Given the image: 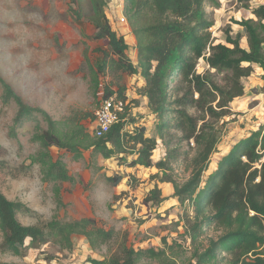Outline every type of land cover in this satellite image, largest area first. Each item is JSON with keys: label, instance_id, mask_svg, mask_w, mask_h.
<instances>
[{"label": "trees", "instance_id": "trees-1", "mask_svg": "<svg viewBox=\"0 0 264 264\" xmlns=\"http://www.w3.org/2000/svg\"><path fill=\"white\" fill-rule=\"evenodd\" d=\"M89 1L90 22L96 31L94 38L106 40L108 46V50L101 51L102 65L96 71L90 67L95 87L98 73L106 69L139 76L144 86L138 93L147 99L149 110L159 119L157 136L165 145L167 156L153 163L156 139L147 137L144 128L126 131L129 107L124 87L116 92L118 98L126 102L119 121L103 137L94 138L81 124V119L55 122L42 110L28 107L0 78L3 103L13 101L17 106L15 125L30 119L34 113L41 114L47 123V129L36 128L31 139L40 146V152L31 163L41 167L42 181L73 182L62 161L52 160L50 148L64 150L74 161H79L83 152L92 150L93 155L114 158L119 165L125 161L122 155H135L128 167L154 168L158 173L151 179L159 184H170L173 198L181 205L188 202L192 207L193 217L185 221L191 244L196 245L205 234L204 229L211 232L206 247L196 249L193 260L184 264H264V126L234 144L201 188L203 175L221 138L218 124L233 116L230 105L243 97L244 83L255 68L262 71L264 80V4L251 8V0H245L247 4L243 8L250 11L253 18L236 21L242 33L232 37L228 30L224 44H216L208 32L214 21L205 5L214 7L220 0H125V17L136 41L138 64L134 66L126 55L128 46L124 37L118 35L106 19L103 0ZM243 37L246 48L240 45ZM200 59L209 69L203 75L196 73ZM175 80L178 82L172 87ZM113 94L105 89L103 99ZM86 118L88 115L83 117ZM173 125L179 134L174 145V137L169 133ZM183 143L193 144L194 153L190 159L186 158L185 170L189 171V176L179 183L172 177L171 163L182 156L176 147ZM3 168L4 163L0 162V171ZM108 180L116 186L121 178ZM54 194L57 205L61 206L58 188ZM164 201L157 185L144 200L145 204L152 205ZM24 211L27 209L22 203L10 201L0 193V249L3 253L22 256L28 248L40 249L50 241L61 250H70L73 236L84 237L90 248L96 249L108 244L114 236L113 230L98 228L92 219L76 222L52 219L25 226L17 218V214ZM26 240H29L28 245ZM166 248L172 249L171 246ZM144 259L175 264L166 258L165 250L135 251L126 246L107 260L92 261V264H142Z\"/></svg>", "mask_w": 264, "mask_h": 264}, {"label": "rangeland", "instance_id": "rangeland-1", "mask_svg": "<svg viewBox=\"0 0 264 264\" xmlns=\"http://www.w3.org/2000/svg\"><path fill=\"white\" fill-rule=\"evenodd\" d=\"M263 2L251 0L249 6L254 8ZM103 3L106 19L111 28L124 37L128 46L126 55L137 66L136 41L125 17V0H103ZM246 4L245 0H220L214 7L205 5L214 21L208 32L216 44H224L228 30L232 37L236 35L240 29L236 21L249 19V11L243 8ZM91 15L89 0L78 3L75 0H0V78L28 107L42 110L55 122L81 119L90 135L93 113L103 99L104 90L116 93L124 87L129 107L126 131L144 128L145 135L157 141L152 161L164 160L166 147L158 139L156 129L159 119L149 110L147 99L138 93L143 80L139 76L106 69L98 73L95 87L90 67L96 71L102 65L101 51L108 50V46L106 40L94 38L96 31L90 22ZM240 45L246 48V41L241 39ZM208 70L200 59L196 73L203 75ZM177 82L175 80L171 86ZM2 91L0 85V162L4 163L0 171V193L27 209L17 214L19 222L31 226L52 219L60 222L92 219L98 228L113 230L114 236L108 244L96 249L90 248L82 236L72 237L70 250H61L51 241L40 249L28 248L22 256H11L0 249V264H92V261L107 260L125 246L135 251L165 250L169 261L184 264L193 260L196 249L206 247L211 232L204 229L205 234L196 245L191 244L185 221L193 217V209L188 202L181 205L171 197L170 185L162 186L164 202L156 206L145 204L155 182L151 177L156 172L128 168L127 164L136 158L135 155H122L125 161L119 165L116 160L114 163L104 160L100 154L93 155L92 150L83 152V157L74 161L64 150L50 148L52 160L62 161L73 182H43L41 167L31 163L40 152V146L31 139L36 128L46 130L47 123L41 114L34 113L30 119L15 125L17 106L13 101L4 104ZM245 101L230 107L245 110L242 107ZM240 111L233 112L232 117L218 124L221 138L203 175L201 188L208 176L216 171L221 157L250 130L249 125L260 122L261 116L252 118L246 112L247 117H244ZM86 115L88 118L83 119ZM169 133L174 137V145L179 136L174 125ZM176 149L182 156L176 163H171L172 177L183 183L189 176V171L185 170L186 158L192 157L194 145L183 143ZM115 177L121 178L116 186L108 180ZM55 188L59 189L61 206L56 203ZM1 242L0 234V245ZM28 243L26 240V245ZM166 246L172 249L167 250ZM141 263L162 264L161 259H144Z\"/></svg>", "mask_w": 264, "mask_h": 264}, {"label": "crops", "instance_id": "crops-1", "mask_svg": "<svg viewBox=\"0 0 264 264\" xmlns=\"http://www.w3.org/2000/svg\"><path fill=\"white\" fill-rule=\"evenodd\" d=\"M262 4H264V2L261 3L260 5H262ZM249 14H250L249 19L253 18V16L251 15V12L250 11H249ZM237 33H242V29L240 28L237 31ZM242 39L245 40L244 37ZM261 76H262V71L259 68H255L254 73L245 82L246 85L244 87V95H243V97H241L239 99L240 101H235V102H232L231 103V105H234V104L239 105L242 100H246L243 103V105H242V107L245 108V110L244 109H241V107H239L238 109H235V110L234 109H231V107H230V110H231L232 113L233 112H239V110H242V111H240V113H242V114L245 115L246 112H248L252 118L255 115L257 117L261 116L260 117V122L257 121V122L254 123V125H249L250 126V130L247 133H245L243 136L239 137V140L248 137L251 134V132L256 131L260 126H264V80H262ZM143 86H144V81H142V85H141L140 88H142ZM253 91H256V93H254ZM244 117H247V115H245ZM239 140H237L236 142H234V144H236ZM230 149L227 151V153L230 151ZM82 157H83V154H82ZM104 160H107V161L111 160L114 163H116L114 158L104 159ZM152 162L155 163L154 161H152ZM139 168H141V167H139ZM142 169H145V168H142ZM146 170L151 171V172L155 171L156 173L154 175H156L158 173L157 170H155L154 168H152V169H146ZM69 175H70V173H69ZM159 176H161V174ZM155 185H157L158 188L161 190L163 185H170V184H165V183L164 184H159V183H156V181H155V182H153V186L151 187V189ZM171 191H172V193L170 192L171 193V197L173 198V189H172V187H171ZM161 196H162V194H161ZM176 202H177V200H176Z\"/></svg>", "mask_w": 264, "mask_h": 264}, {"label": "built area", "instance_id": "built-area-1", "mask_svg": "<svg viewBox=\"0 0 264 264\" xmlns=\"http://www.w3.org/2000/svg\"><path fill=\"white\" fill-rule=\"evenodd\" d=\"M125 106L126 102L119 99L116 93L102 99L93 113L90 126L92 137H103L119 121V115L123 113Z\"/></svg>", "mask_w": 264, "mask_h": 264}]
</instances>
